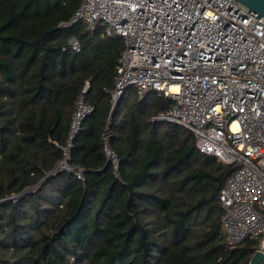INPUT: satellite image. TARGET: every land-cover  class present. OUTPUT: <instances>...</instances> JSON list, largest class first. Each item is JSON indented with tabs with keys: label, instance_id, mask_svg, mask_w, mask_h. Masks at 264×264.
<instances>
[{
	"label": "trees",
	"instance_id": "1",
	"mask_svg": "<svg viewBox=\"0 0 264 264\" xmlns=\"http://www.w3.org/2000/svg\"><path fill=\"white\" fill-rule=\"evenodd\" d=\"M81 2L0 0V264H250L258 242L222 227L235 167L159 120L170 99L114 102L124 40L70 25ZM80 96L93 111L68 164L84 180L58 170Z\"/></svg>",
	"mask_w": 264,
	"mask_h": 264
},
{
	"label": "built area",
	"instance_id": "2",
	"mask_svg": "<svg viewBox=\"0 0 264 264\" xmlns=\"http://www.w3.org/2000/svg\"><path fill=\"white\" fill-rule=\"evenodd\" d=\"M78 22L124 40L114 102L130 87L170 99L159 120L186 127L199 153L235 167L220 195L226 241L256 240L264 254V17L235 0H82L70 25ZM92 111L80 96L58 169L82 180L68 151Z\"/></svg>",
	"mask_w": 264,
	"mask_h": 264
},
{
	"label": "water",
	"instance_id": "3",
	"mask_svg": "<svg viewBox=\"0 0 264 264\" xmlns=\"http://www.w3.org/2000/svg\"><path fill=\"white\" fill-rule=\"evenodd\" d=\"M235 1L246 6L250 12L257 14L258 17H264V0H235ZM40 185L41 183H39V185L37 186L32 187L30 190H34L38 188ZM30 190H27L26 192H24V194L29 192ZM263 263H264V254L261 252H257L250 261V264H263Z\"/></svg>",
	"mask_w": 264,
	"mask_h": 264
},
{
	"label": "bare ground",
	"instance_id": "4",
	"mask_svg": "<svg viewBox=\"0 0 264 264\" xmlns=\"http://www.w3.org/2000/svg\"><path fill=\"white\" fill-rule=\"evenodd\" d=\"M174 90H177L176 88H174Z\"/></svg>",
	"mask_w": 264,
	"mask_h": 264
}]
</instances>
